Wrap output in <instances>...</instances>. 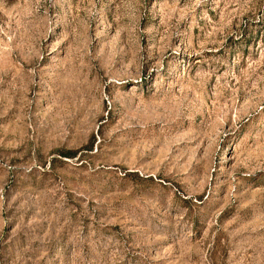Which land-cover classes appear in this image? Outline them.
<instances>
[{"label":"rangeland","instance_id":"obj_1","mask_svg":"<svg viewBox=\"0 0 264 264\" xmlns=\"http://www.w3.org/2000/svg\"><path fill=\"white\" fill-rule=\"evenodd\" d=\"M0 264H264V0H0Z\"/></svg>","mask_w":264,"mask_h":264},{"label":"trees","instance_id":"obj_2","mask_svg":"<svg viewBox=\"0 0 264 264\" xmlns=\"http://www.w3.org/2000/svg\"><path fill=\"white\" fill-rule=\"evenodd\" d=\"M63 157L71 158V157H74V154L73 153H67V154L63 155Z\"/></svg>","mask_w":264,"mask_h":264}]
</instances>
